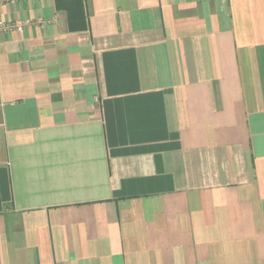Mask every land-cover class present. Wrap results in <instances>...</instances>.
<instances>
[{
	"label": "crops",
	"instance_id": "crops-1",
	"mask_svg": "<svg viewBox=\"0 0 264 264\" xmlns=\"http://www.w3.org/2000/svg\"><path fill=\"white\" fill-rule=\"evenodd\" d=\"M0 264H264V0H0Z\"/></svg>",
	"mask_w": 264,
	"mask_h": 264
},
{
	"label": "built area",
	"instance_id": "built-area-1",
	"mask_svg": "<svg viewBox=\"0 0 264 264\" xmlns=\"http://www.w3.org/2000/svg\"><path fill=\"white\" fill-rule=\"evenodd\" d=\"M15 1V0H12ZM29 23V21H22V20H17L14 21V23H7L0 21V30L2 31H10V30H18L21 31L24 27L25 24Z\"/></svg>",
	"mask_w": 264,
	"mask_h": 264
}]
</instances>
